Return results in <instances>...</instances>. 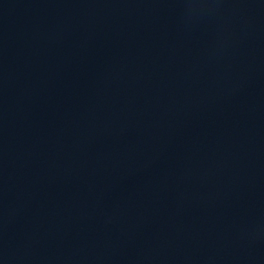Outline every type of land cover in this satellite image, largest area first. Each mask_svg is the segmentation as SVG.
<instances>
[{"label": "water", "instance_id": "water-1", "mask_svg": "<svg viewBox=\"0 0 264 264\" xmlns=\"http://www.w3.org/2000/svg\"><path fill=\"white\" fill-rule=\"evenodd\" d=\"M0 264H264V0H0Z\"/></svg>", "mask_w": 264, "mask_h": 264}]
</instances>
